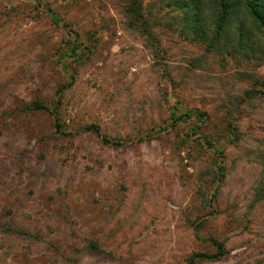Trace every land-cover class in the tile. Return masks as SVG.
Returning a JSON list of instances; mask_svg holds the SVG:
<instances>
[{"label":"rangeland","instance_id":"1","mask_svg":"<svg viewBox=\"0 0 264 264\" xmlns=\"http://www.w3.org/2000/svg\"><path fill=\"white\" fill-rule=\"evenodd\" d=\"M170 1L0 0V264H264V48Z\"/></svg>","mask_w":264,"mask_h":264},{"label":"trees","instance_id":"2","mask_svg":"<svg viewBox=\"0 0 264 264\" xmlns=\"http://www.w3.org/2000/svg\"><path fill=\"white\" fill-rule=\"evenodd\" d=\"M141 1L128 0L125 13L129 18L130 27L137 28L139 22H143L145 26H151L143 16ZM169 5L182 13L180 19L183 29L192 32V39L204 41L207 50H219L220 39H223L225 45H231L230 40L234 41L232 46L238 49L242 46L252 48L255 44L259 48H264V0H171ZM50 15L55 21H60L56 13L50 11ZM141 34L144 35V32L142 31ZM254 40L255 42H252ZM76 47L73 46L71 50L74 51ZM45 107L43 102L34 100L25 109L36 111ZM196 115L205 118V112L198 111ZM182 117L176 116L174 119L178 120ZM60 127L59 122H56L58 131H61ZM84 130L94 131L105 144L114 146L123 144L121 141L103 136L97 124H87ZM217 177L220 180L223 177L220 168H218ZM8 232L12 234L17 231L9 228ZM18 233L23 235L21 231ZM211 241L215 247L214 252L193 253L187 259V264H196L198 260L221 258L226 252L223 242L214 238Z\"/></svg>","mask_w":264,"mask_h":264}]
</instances>
